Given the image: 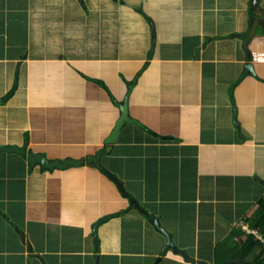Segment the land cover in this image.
<instances>
[{
    "label": "crops",
    "instance_id": "1",
    "mask_svg": "<svg viewBox=\"0 0 264 264\" xmlns=\"http://www.w3.org/2000/svg\"><path fill=\"white\" fill-rule=\"evenodd\" d=\"M253 1L0 0V100L18 80L0 107L17 116L15 125L1 126L11 131L0 138L4 144L51 160L96 154L121 116L115 102L125 101L136 80L130 112L149 130L124 127L103 158L141 210L92 164L30 169L26 157L0 154V264H96L97 255L100 264H216L229 257L219 259L215 247L233 236L264 245V226H257L264 219V31L250 54L239 37L252 28ZM249 62L263 81L249 76L231 96ZM85 83L103 86L110 126L92 106L67 108L72 97L82 99ZM66 124L79 132L65 133ZM83 131L92 137L78 139ZM126 148L125 167H134L127 179L113 164ZM111 184L124 209L103 207L99 189ZM115 213L99 227L97 249L94 225ZM149 218L196 263L167 251Z\"/></svg>",
    "mask_w": 264,
    "mask_h": 264
},
{
    "label": "water",
    "instance_id": "2",
    "mask_svg": "<svg viewBox=\"0 0 264 264\" xmlns=\"http://www.w3.org/2000/svg\"><path fill=\"white\" fill-rule=\"evenodd\" d=\"M262 0H254L253 1V11L255 12V18L253 19V24L251 30L243 35H240L239 37L244 40V48L250 54L249 51V45L253 41L254 37L257 35V31L259 28L263 29L264 31V10L261 6ZM81 4L85 6L84 0H81ZM150 24L152 26V32L153 36L156 37L157 32H156V26L155 24L150 21ZM156 45L157 41L156 39L153 40V46L152 50L149 54V60H152L155 56L156 52ZM252 76L257 80L263 81L257 74L255 70V66L252 62H249L245 64V70L240 76L239 80L234 84L232 90H231V96L234 95L235 89L240 86L247 77ZM137 83V80L129 85V92L126 96V99L123 103H118L115 102L116 106L120 109L121 116L119 120L117 121V124L114 128V130L111 132V134L106 138L104 144L106 145V148L103 150L98 151L96 154L88 155L82 160H77V159H57V160H51L47 157L46 154L42 153H37L34 151H29L28 152V147H19V146H0V154L2 153H9V154H17L23 157H26L28 159L29 167L30 169H34L38 165L42 167L43 170H49V171H54V170H70L72 168L76 167H82L86 164H92L95 166L96 169H98L102 174L107 176L119 189L121 194L124 196V198H127L130 201V204L132 207H136L137 209L141 210L140 204L137 202V200L134 198L132 194H130L125 186L122 180L113 172H111L104 164H103V158L106 156L108 153H110L114 146L117 144L122 130L124 127L128 125H137L144 130H148V128L138 119L134 118L131 115L130 112V95ZM18 90V80L16 81V84L14 88L6 94L1 100H0V107L3 106L5 103H8L16 94ZM115 101V100H114ZM234 116H235V123L237 128H239V125L237 123V116H238V108H234L233 110ZM155 137L158 138H163L167 139L166 137L160 136L157 133H154ZM120 216V213H115V214H110L108 216H105L101 220H99L93 228L94 231V236H95V243L97 246V249L99 247V237H98V229L100 226L103 224L109 222L112 219L118 218ZM9 222L13 224L12 220L9 219ZM149 223L156 229L158 233L163 235L167 239V251H172L177 255L183 256L187 262L191 263H196V261L188 255V253L184 250H181L174 242V236L172 233L167 231L163 226L161 221L158 218H150ZM14 225V224H13ZM17 231L20 232V230L16 227ZM161 259L158 261L160 262ZM96 264H100V256H96ZM198 264H207L204 261H199Z\"/></svg>",
    "mask_w": 264,
    "mask_h": 264
},
{
    "label": "rangeland",
    "instance_id": "3",
    "mask_svg": "<svg viewBox=\"0 0 264 264\" xmlns=\"http://www.w3.org/2000/svg\"><path fill=\"white\" fill-rule=\"evenodd\" d=\"M113 79H115V78H113ZM79 87L82 90L81 94H79V95H82V99L80 101L76 102L75 101L76 98L72 97L71 101H73V103L72 102L69 103L67 108H70L72 110L76 109V108H79L83 112H85L84 109H86L89 106H92L93 107L92 108V111H93L92 113H93V115L95 117H97L96 119H98L104 125L108 124L110 126V119H111V117H110L111 114L110 113H112V112H110V111H108V110H106L104 108L105 103L103 101H104V99H106L105 98L106 95L104 94L103 86H99L97 90H96V87H94L92 85H88L86 83L80 85ZM75 92L79 93V90L77 89ZM71 93L72 92H70V94ZM73 94H75V93H73ZM100 112H102V113L100 114ZM3 113H4L3 111L0 112V128H1L0 129V138L3 137L4 134H8V136L10 137V132L11 131H8L6 128L3 129L2 127H4L5 125H10V127H11V125H15V122L17 121V116L16 115L12 116L11 114H3ZM5 117H6V120L4 119ZM90 121H91L90 116L88 114H86V113L83 114V117L81 118V123H83V127L85 126V128H86ZM18 127L19 126H16L15 129H17ZM64 129H65V133L69 134L70 136L74 135V132H79V131H77V129L75 127L73 129H71V126L69 125V127H68L67 124L64 127ZM6 131H8V133H6ZM90 133H91V131H90ZM86 135H88V138L92 137V134H89L88 132L86 133L85 131H83V132H81V134H79L78 139H80V138H82L83 140L87 139ZM40 137H41V135H40ZM4 143H6V141H1L0 140V146H11V145H6ZM124 150L126 151V153L130 151L129 148L122 149V151H121L122 153H120L119 151H116L115 155H114L115 157L113 158V164H115L116 166L120 164L118 166V168H116V171L119 173V175L122 178H125L127 175L132 174V172H134V167L133 166L125 167V163H126L125 155L126 154L124 153ZM107 162L108 163L106 164V167L109 168V165L111 163H110V161H107ZM127 171H131V172L128 173ZM125 179H127V178H125ZM110 187H111V190H109L110 193L106 189L107 186L104 187V185H103L99 189V191H100L99 194L104 196V199H103L104 200V202H103L104 205H103V207L105 209H107V210H114L116 208V206L119 209H124L121 206L123 204H126L125 203V199L120 195V197L122 198L121 199L122 203L120 202L119 198L116 199V203H115L114 202V197H116V196L119 197V195H118L119 192H118L116 187H115V190L113 189L114 191L112 190V188H113L112 184L109 185V188ZM115 191L118 192V193H116ZM153 195H155V194H153V192L149 194V196H153ZM109 198H111V202H108L107 199H109ZM152 207H153V205H152ZM208 240H210L212 242L214 241L210 235L208 236ZM232 240H234V241H232ZM232 240L229 243H225V241H224V243H220L219 246L217 245L215 247V253H216V255H217V257L219 259H223V258L229 257V258L225 259L226 262H227V261H230L231 259L234 260L235 258L239 257L238 255H237V257H235L233 255H234V252H239V249L241 247V243L239 242V239L235 240L234 236H233ZM210 241H209V243H210ZM213 245H215V244H213ZM208 248H209V246H208ZM225 252L227 254H225V256H224L223 253H225ZM253 254H254V252L252 254L248 255V257H246L245 260H251L250 258L253 257ZM223 264H229V262L228 263H223ZM233 264H244V263L239 260V261H237L236 263H233Z\"/></svg>",
    "mask_w": 264,
    "mask_h": 264
},
{
    "label": "trees",
    "instance_id": "4",
    "mask_svg": "<svg viewBox=\"0 0 264 264\" xmlns=\"http://www.w3.org/2000/svg\"><path fill=\"white\" fill-rule=\"evenodd\" d=\"M257 226L259 228L263 227L264 219L263 221L261 220V222H259ZM240 243H241V247L239 249V252H234V254H236L235 257H237V255L239 256L238 258H235L237 259V261L240 260L244 264L245 263L246 264H264V245H262L258 241H255L254 239H251L248 242L243 240V241H240ZM253 252L255 254L253 255L252 258H250L251 260H245V258L248 257V255L252 254ZM223 262H226V261H217L216 264H223Z\"/></svg>",
    "mask_w": 264,
    "mask_h": 264
},
{
    "label": "clouds",
    "instance_id": "5",
    "mask_svg": "<svg viewBox=\"0 0 264 264\" xmlns=\"http://www.w3.org/2000/svg\"><path fill=\"white\" fill-rule=\"evenodd\" d=\"M29 151H31V150L28 149V152H29ZM55 160H57V159H55ZM53 161H54V160H53ZM247 232L249 233V235H251V234H255V233H254L253 231H251V230H248ZM207 264H208V263H207Z\"/></svg>",
    "mask_w": 264,
    "mask_h": 264
},
{
    "label": "flooded vegetation",
    "instance_id": "6",
    "mask_svg": "<svg viewBox=\"0 0 264 264\" xmlns=\"http://www.w3.org/2000/svg\"><path fill=\"white\" fill-rule=\"evenodd\" d=\"M39 166V165H38ZM150 219V218H149Z\"/></svg>",
    "mask_w": 264,
    "mask_h": 264
}]
</instances>
